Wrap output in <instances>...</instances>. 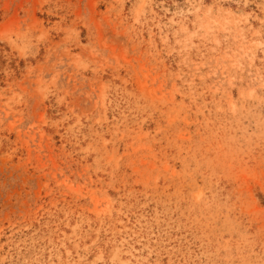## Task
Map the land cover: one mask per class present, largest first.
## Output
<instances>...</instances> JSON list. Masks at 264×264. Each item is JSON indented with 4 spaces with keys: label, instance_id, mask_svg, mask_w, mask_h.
<instances>
[{
    "label": "rangeland",
    "instance_id": "rangeland-1",
    "mask_svg": "<svg viewBox=\"0 0 264 264\" xmlns=\"http://www.w3.org/2000/svg\"><path fill=\"white\" fill-rule=\"evenodd\" d=\"M0 264H264V0H0Z\"/></svg>",
    "mask_w": 264,
    "mask_h": 264
}]
</instances>
